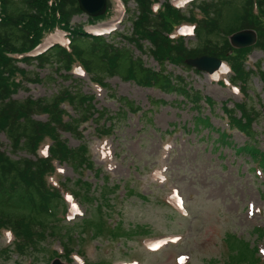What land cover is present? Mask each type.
<instances>
[{"label": "rangeland", "instance_id": "1", "mask_svg": "<svg viewBox=\"0 0 264 264\" xmlns=\"http://www.w3.org/2000/svg\"><path fill=\"white\" fill-rule=\"evenodd\" d=\"M106 7L112 13L121 11L115 20L104 22L107 28L101 33L107 41L125 44L143 66L158 71V63L146 51L148 42L141 41L145 50L141 53L121 36H108L129 33V19L136 13L133 1L124 5L108 0ZM226 8L221 13L228 21L235 8L232 12ZM86 17L80 13L71 22L86 27ZM228 36L217 30L210 39L219 44ZM182 40L188 47L197 44L189 33ZM238 59L245 69L257 62L264 68V51L259 48ZM186 64L194 70L166 60L163 73L181 76L187 87L198 90L213 105L202 100L196 109L190 100L185 102L174 93L138 86L116 75L104 77V86H93L85 73L51 80L46 67L19 64L37 72L40 81L27 80L23 87H15V98L47 97L62 87L78 89L93 95L89 115L94 122L88 119L79 126L80 138L57 130L67 147L76 148L81 141L86 144L90 163L86 161L78 173L66 163L56 164L52 183L63 201H50V215L32 210L17 193L4 202L0 198V215L30 218L29 224H22V234L36 243L34 249L25 245L20 255L12 235L0 232V264H132L131 259L135 264H251L239 256L244 254L239 243L228 249L235 244L234 238L245 241L248 248L264 249V236L258 238L254 231L264 228V167L254 159L259 155L240 150L247 137L234 128L228 130L223 114V106L231 108L243 96L225 80L227 73L201 69L194 59ZM248 80L247 105L258 112L251 122L256 132L250 141L264 151V94L257 75ZM127 100L136 109H128ZM64 107L74 116L69 105ZM199 117H208L209 125L198 124ZM0 143L9 150L2 133ZM22 155L17 151L12 157ZM63 187L73 189L77 199ZM172 200H180L183 213L168 205ZM8 242L12 244L3 252ZM73 255L77 256L71 259Z\"/></svg>", "mask_w": 264, "mask_h": 264}, {"label": "trees", "instance_id": "2", "mask_svg": "<svg viewBox=\"0 0 264 264\" xmlns=\"http://www.w3.org/2000/svg\"><path fill=\"white\" fill-rule=\"evenodd\" d=\"M120 1L125 5L129 0ZM131 1L135 4L136 13L129 19V33L115 32L108 36H121L124 42L132 43L141 53L145 51L141 41L148 42L146 51L158 63V71L143 66L141 58L134 56L125 44H113L101 34L87 32L83 23H72V17L81 13L76 0H0V133L4 134L9 147L6 151L0 143L2 202L17 193L21 199L29 202L32 210L50 215V201L62 200L60 189L52 183L53 174H57L56 164L66 163L78 173L79 168L85 167L86 161L90 163L86 144L81 141L76 148L67 147L57 130L80 138L79 126L88 119L94 122V117L89 115L90 110L94 109L91 103L93 95L62 87L47 97L15 98L13 94L17 87H23V82L40 81L37 72L25 70L20 63L32 64L39 69L46 67L47 78L51 80L56 77L68 79L79 70L87 74L90 82L96 86L106 85L102 81L104 77L116 75L138 86H153L165 93H174L185 102L191 101L192 106L198 109L202 100L207 102V106L214 102L204 98L198 90L187 87V82L181 76L163 73L164 62L167 60L194 70L186 64L188 58L214 56L227 69L226 81L237 86L243 96L231 108L223 106L227 129L234 128L247 137L240 150L252 153V157L259 155L254 159L264 167V151L255 149L250 141L256 132L251 122L258 112L247 105L245 98L248 96L247 85L251 75L259 77L264 94V68L257 62L252 68L245 69L238 59L241 54L246 58L253 47L264 51V0H191L187 12L179 10L171 0ZM229 4H235L237 8ZM224 6L231 12L235 8L228 21L221 13ZM109 12L106 8L102 15L87 16L85 23L92 25L111 20L119 14L118 10ZM106 14L108 17H105ZM243 28L256 32V41L251 47L236 49L225 39L219 44L210 39V34L217 30L229 35ZM183 29L192 32L197 44L185 46L181 33ZM57 32L61 33L62 42L54 38ZM44 44V49L36 51ZM234 51L240 52L239 55L231 54ZM65 104L74 111V116L69 114ZM125 106L136 109L132 101L127 100ZM37 116H43L44 120L37 119ZM207 119L199 117L198 124L208 126ZM17 151H22L23 155L12 157ZM66 190L78 197L73 189ZM29 223V217L0 215V232L11 233L14 249L20 255L24 253L25 245L30 249L36 245L32 238L22 234V224ZM254 231L258 238L264 236V229L255 228ZM234 242L228 249L240 244L244 248V254L240 253V257L250 260L251 264H264V256L256 257L255 247L248 248V244L241 239L234 238ZM12 243L4 247L3 252Z\"/></svg>", "mask_w": 264, "mask_h": 264}, {"label": "water", "instance_id": "3", "mask_svg": "<svg viewBox=\"0 0 264 264\" xmlns=\"http://www.w3.org/2000/svg\"><path fill=\"white\" fill-rule=\"evenodd\" d=\"M78 8L87 16L95 17L101 15L106 8V0H76ZM256 40L255 32L252 29H241L231 33L228 36V41L231 47L243 48L254 44ZM194 59L196 65L207 71H214L221 67L219 60L212 56H200L188 58Z\"/></svg>", "mask_w": 264, "mask_h": 264}]
</instances>
